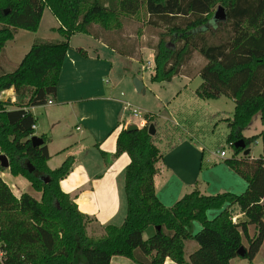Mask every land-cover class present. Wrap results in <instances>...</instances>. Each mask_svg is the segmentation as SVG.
Wrapping results in <instances>:
<instances>
[{
    "label": "trees",
    "instance_id": "16d2710c",
    "mask_svg": "<svg viewBox=\"0 0 264 264\" xmlns=\"http://www.w3.org/2000/svg\"><path fill=\"white\" fill-rule=\"evenodd\" d=\"M219 4L226 9V19L215 18ZM46 7L60 20L57 29L63 38L38 37L16 68L7 71L0 65V91L14 87L16 93L14 101L0 98V153L8 155L13 174L24 175L42 192L40 198L28 191L18 196L0 173V264H111L116 254L138 264H162L167 257L179 264H231L235 256L253 259L264 242V130L245 135L243 129L257 112L264 120V0H0V56L19 28H39ZM143 12L148 23L160 29L152 45V80L170 81L185 72L202 77L192 93L185 88L180 91L198 102L176 107L177 123L203 143L214 138V148H229L224 160L249 183L241 193L208 194L195 187L173 205L164 203L156 191L155 174L162 155L159 143L167 133L156 125L157 116L146 113V123L137 129L123 128L117 139V153L127 151L131 157L125 174L126 216L120 224H107L101 234H90L87 227L92 217L60 183L74 158L49 166L48 137L43 135L40 145L31 139L36 117L30 107L56 97L73 34L98 37L95 23L114 30L123 27L125 17H140ZM109 44L116 47L112 41ZM116 49L134 54V48ZM196 53L205 59L198 68L191 65ZM222 94L235 101L231 115L208 110L202 103ZM152 122L155 134L149 132ZM240 138L247 146L261 138L262 153L239 157L244 151L236 145ZM4 168L0 162V169ZM234 203L247 220H234L226 206ZM211 208L220 209L213 218L208 216ZM194 220L202 224L197 232L191 230ZM250 223L256 226L253 235ZM149 225H155L156 232L144 238ZM189 239L199 244L190 261L186 258ZM242 245L246 247L243 254Z\"/></svg>",
    "mask_w": 264,
    "mask_h": 264
},
{
    "label": "crops",
    "instance_id": "0c3cea01",
    "mask_svg": "<svg viewBox=\"0 0 264 264\" xmlns=\"http://www.w3.org/2000/svg\"><path fill=\"white\" fill-rule=\"evenodd\" d=\"M45 11L46 8L42 18ZM52 14L58 22L57 25L52 26L56 31L61 22L53 12ZM41 22L39 28L33 30L36 32L35 35L23 31L26 30L25 28H19L14 38L6 42L5 48L9 44L12 45L19 34L28 32L23 33L26 41L29 37V42L23 47L21 58L15 61L16 67L34 39L41 37L38 33ZM80 33L86 32H77L70 39V47L59 76L57 95L51 98L53 103L47 101L44 104L33 105L30 110L36 117L34 134L48 137L49 166L55 168L69 156L74 158L70 172L60 181L61 187L75 198L82 211L92 217L87 227L88 232L98 235L103 232L107 224H120L126 216L125 174L131 157L127 151L117 153V139L123 128H128L133 123L138 124L139 127L146 123L145 116L135 115L132 107H139L144 115L149 113L157 116L160 122L165 120L178 122L175 115L176 107L181 104L192 105L198 102L194 98L187 97V94H179L180 91L185 88L192 93L202 80L197 83L196 87H193L191 83L199 76L198 73L195 75L186 72L176 74L175 76H181L185 80V84L172 98L164 101V106L169 111L168 115L162 114L161 111L157 112L158 108L155 109L153 104L156 103L158 106L157 100H162L160 95L164 84L162 82L167 81L152 80L154 71L150 74L144 72L148 67L147 64L146 67L141 65L137 68L135 66L137 61L143 62L144 58L143 61L139 59L138 53L135 54L137 52L135 49L134 54H123L116 49V47H122L107 36L105 39L102 32H99L98 37L87 33L91 37L94 36L96 42H75L74 36ZM111 41L116 47L109 44ZM90 48H93L94 52H91ZM14 49L20 50L16 46ZM150 63L153 64V60H149L148 64ZM202 64L204 62L194 67L198 68ZM108 75L112 78L108 79L106 77ZM109 83L111 84L108 85ZM0 98L16 100L14 87L0 91ZM206 100L202 103L208 110H220L209 109ZM187 132L188 134L177 140V144L172 147L160 145L162 155L157 161L155 187L161 200L167 205H173L183 194L195 187L208 194L225 190L237 193L245 191L248 187V180L224 160L230 154L222 156L220 154L222 148L211 147L209 142L203 143L193 138L192 132ZM255 142L261 145V149L258 155L250 154L252 151L250 145L251 150L248 156L250 158H255L262 153V139L259 138ZM205 147L207 152L203 151ZM54 158L55 162L52 163ZM214 161L216 162L213 163ZM203 163L207 166L203 167ZM0 173L18 196L25 191L27 186L32 185L27 177L22 174H13L9 167L0 169ZM226 206L233 213L235 221H238V217L239 221L248 219L239 204H227ZM219 212L220 209L211 208L208 210V216L213 218ZM201 227L202 224L198 220H194L191 224L192 232H197ZM95 228H98V231H94ZM155 232L156 226L149 225L144 230L143 237L148 238ZM198 246V242L194 239L186 241L187 260L190 261V254ZM238 258L239 256L233 257L231 264H239ZM132 261L127 256L116 254L112 257L111 264H134ZM162 264L179 263L167 257Z\"/></svg>",
    "mask_w": 264,
    "mask_h": 264
},
{
    "label": "rangeland",
    "instance_id": "374dc122",
    "mask_svg": "<svg viewBox=\"0 0 264 264\" xmlns=\"http://www.w3.org/2000/svg\"><path fill=\"white\" fill-rule=\"evenodd\" d=\"M220 5V4H219ZM218 5V6H219ZM218 6L216 7V10L218 9ZM57 20H55L52 12L48 7H46V11L44 13V17L42 18L41 22V28L40 31L38 32L41 37L39 38H44V39H50V40H55V39H60L62 34L59 32L58 29L56 31L52 26L57 25ZM216 27V26H215ZM93 28L94 30L97 31V33L102 32L103 37L106 39V36L110 39H113L115 43H117L119 46H121L124 50L130 51L132 48L137 51L135 54L138 55V58L142 59L144 58L143 62H138L136 63L135 66L139 68L138 66L144 65L146 67V64L148 65L147 69L144 70L147 74H150L151 72H155V61L154 57H152V54H154V48L152 45L156 43L158 39V33L160 31L159 27L153 26L148 23L146 15H144V12L141 13V16H127L125 17V21L123 23L122 28H116L114 30H106L104 29L99 23H95ZM23 31H28L31 33L30 35H35L33 30H23ZM28 32H22L19 34L17 39L13 42V44L7 45V48L4 49L3 53L0 56V65L5 69V70H13L16 66L14 65L15 61H17L21 58V52L23 51V47L28 44L29 42V37L28 41H26V36L23 33H28ZM226 34V33H225ZM75 42H90V41H95L96 39L94 36H90V34L87 33H80L76 34L74 36ZM35 40V39H34ZM34 42V41H33ZM19 48L20 50L14 49V47ZM91 52H94L93 48H90ZM20 51V53H19ZM7 57H9L11 60H9ZM194 61L192 63V66H197L200 65L202 62H205V59L203 56H201L199 53L195 54ZM153 60V64H148V61ZM199 67V66H198ZM108 79H111L112 76L108 75L106 76ZM202 77L199 76L195 78V80L191 83V86L197 85V83L201 82ZM196 82V83H195ZM164 83L162 88H161V98L162 100H157L156 103L153 104V107L157 109V112L161 111L162 114L168 115L169 109L164 106V101L168 98H172L176 94V92L181 88L182 85L185 84V80L181 76H175L172 81H167V82H162ZM109 83L108 85H110ZM10 99V98H9ZM206 105L209 109L212 110H217L220 109L223 112V116L226 115H231L234 111L235 108V101L232 97L226 94H222L218 97H211L206 100ZM218 111V110H217ZM215 112V111H214ZM221 117V115L217 116V118ZM175 120V119H174ZM168 121V122H167ZM156 124V123H155ZM156 125L159 126L160 130L163 131L165 129V134L166 135V140H163V142H160L159 145L162 147H165L167 145H170L174 143L175 141L180 139V134L183 132L185 135L188 134L186 128L184 126H179V124L175 121H170V120H165L163 122H158ZM180 127V129L178 128ZM182 128V129H181ZM226 127H223V130H225ZM264 130V120L261 117L260 112H257L250 123L245 126L243 129V132L245 134H253L257 133ZM222 132V131H221ZM214 138L212 139L211 147H213L212 142ZM198 143V142H197ZM201 144V143H199ZM252 151L250 154H259V151L261 149V145L253 142L251 144ZM227 151V153L230 154V149L229 148H222ZM249 154V153H248ZM241 155H246L242 153ZM55 162V158L53 159L52 163ZM25 191H28L35 195L36 197H41V191L36 190L32 185H29L26 187ZM216 209V208H213ZM127 213V210H126ZM212 218V217H211ZM239 221V217L237 218ZM92 225L94 226L95 223L93 222ZM249 233L251 235L254 234L256 230V226L254 223H250L248 226ZM94 231H98V228H95ZM245 241V245H248V239L247 236L244 235L243 237ZM196 242V240H194ZM191 247V244H189ZM80 256V253H78ZM239 264H264V242L262 243L259 251L255 255L253 259L246 258L239 256L238 258ZM132 263L136 264L135 262L132 261Z\"/></svg>",
    "mask_w": 264,
    "mask_h": 264
},
{
    "label": "water",
    "instance_id": "95a60500",
    "mask_svg": "<svg viewBox=\"0 0 264 264\" xmlns=\"http://www.w3.org/2000/svg\"><path fill=\"white\" fill-rule=\"evenodd\" d=\"M226 17H227L226 9L223 5L220 4L218 6V9L215 11V18L220 20V19H226ZM128 128L129 129H137V128H139V125L136 123H133V124L129 125ZM149 132L151 134L156 133V126L154 123L150 124ZM31 139L35 145H40L44 141V138L40 135H37V134L32 135ZM236 145H241L242 147H244V151H243L244 154H248L251 150V148L249 146H247V144L243 138L238 139L236 141ZM0 162H1L2 166H4V167L10 166L9 157L6 153H0ZM245 250H246V247L244 245H242L239 248V251L241 254H243L245 252Z\"/></svg>",
    "mask_w": 264,
    "mask_h": 264
},
{
    "label": "built area",
    "instance_id": "2783aa9c",
    "mask_svg": "<svg viewBox=\"0 0 264 264\" xmlns=\"http://www.w3.org/2000/svg\"><path fill=\"white\" fill-rule=\"evenodd\" d=\"M48 102L49 103H53V100L52 99H49L48 100ZM129 107H130V105H129ZM132 111H133V113L135 114V115H138V116H142V117H144L145 115H144V113H143V111L139 108V107H137V106H133L132 107ZM220 154L222 155V156H225L226 154H227V152H226V150L225 149H221L220 150ZM0 225H1V222H0ZM3 255V250L1 249V244H0V257ZM27 264H30V263H27Z\"/></svg>",
    "mask_w": 264,
    "mask_h": 264
}]
</instances>
